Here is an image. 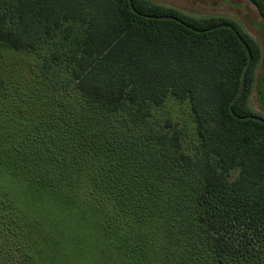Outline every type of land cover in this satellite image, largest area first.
I'll return each mask as SVG.
<instances>
[{
  "label": "trees",
  "instance_id": "obj_1",
  "mask_svg": "<svg viewBox=\"0 0 264 264\" xmlns=\"http://www.w3.org/2000/svg\"><path fill=\"white\" fill-rule=\"evenodd\" d=\"M14 53L35 80L0 67V264H264L262 54L236 20L0 0ZM169 99L187 119H159Z\"/></svg>",
  "mask_w": 264,
  "mask_h": 264
},
{
  "label": "rangeland",
  "instance_id": "obj_2",
  "mask_svg": "<svg viewBox=\"0 0 264 264\" xmlns=\"http://www.w3.org/2000/svg\"><path fill=\"white\" fill-rule=\"evenodd\" d=\"M156 4L169 6L194 16H226L236 20L248 32L261 48V61L256 68V79L253 91L249 96V106L259 116L264 118V22L259 17L255 7L249 0H150ZM0 65L8 72V78L15 83L33 84L30 79L33 71L30 66L32 59L22 53H14L6 58L0 56ZM7 64L8 66L4 65ZM31 63V65H30ZM10 71V73H9ZM157 113V112H156ZM159 119L170 118L173 121L187 119L188 110L184 104L169 99L157 113ZM95 233L99 234V223L90 219ZM93 253L101 256L95 248H106V240L94 237Z\"/></svg>",
  "mask_w": 264,
  "mask_h": 264
}]
</instances>
